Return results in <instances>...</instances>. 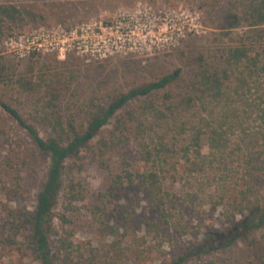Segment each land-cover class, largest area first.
I'll return each mask as SVG.
<instances>
[{"label": "trees", "instance_id": "16d2710c", "mask_svg": "<svg viewBox=\"0 0 264 264\" xmlns=\"http://www.w3.org/2000/svg\"><path fill=\"white\" fill-rule=\"evenodd\" d=\"M212 1L211 6L219 0ZM229 3L226 34L245 26L243 33L206 51L180 86H169L178 79L177 69L106 101H91L85 126L77 123L72 105L63 103V93L48 89L54 76L71 72L69 64H42L32 54L26 63L13 65L0 54V89L28 98L32 123L5 94H0V106L48 154L33 208L9 212V239L14 243L17 233H25L16 243L23 245L19 252L24 249L36 264H82L71 233L64 229L70 222L65 212L85 197L74 170L131 144L141 167L126 162L115 181L143 191L153 209L140 229L143 234L164 235L165 225L182 228L183 207L195 209L205 202L220 212L222 229L202 223L204 211H198L200 238L180 244L161 264H218L214 252L238 242L249 249L246 264H264V248L258 245L264 227V0ZM75 6L74 0H0V45L15 31L44 24L51 16L66 22ZM200 6L206 3L202 0ZM10 161H0V194L13 198L19 192L5 176L10 169L19 171ZM60 192L63 211L57 212ZM111 229L116 238L96 264L129 260L122 243L135 228L132 232L122 222Z\"/></svg>", "mask_w": 264, "mask_h": 264}, {"label": "rangeland", "instance_id": "374dc122", "mask_svg": "<svg viewBox=\"0 0 264 264\" xmlns=\"http://www.w3.org/2000/svg\"><path fill=\"white\" fill-rule=\"evenodd\" d=\"M201 1L74 0L76 6L71 8L66 22L59 21L62 17L51 16L44 24L26 25L2 41L0 54L13 65L26 63L32 54L42 64H69L71 72L54 76L48 89L63 93V103L72 105L77 123L85 126L91 101H106L177 69L178 79L169 86H180L206 51L228 43L230 37L246 30L243 26L234 34H226L231 13L229 0H219L213 6L212 0H203L205 7L200 6ZM9 90L0 89V94H5L7 101L32 123L28 98ZM1 128L0 161L9 157L18 169L16 173L9 168L10 163L5 164L10 169L5 178L11 177L19 193L13 198L0 194V264H36L24 249H17L23 246L16 243L24 240L25 233H17L13 243L7 227L12 209L33 208L43 185L48 154L0 106ZM126 162L141 167L131 144L107 153L102 160H86L81 170H74L84 186L85 197L74 204V210L65 212L70 222L64 229L71 233L75 254L82 264H96L103 259L111 240L116 238L111 227L122 222L135 228L130 230L134 234L125 238L128 242L122 243L128 247L126 264L166 263L180 244L200 238L199 212L204 211L202 223L223 228L219 209L204 202L195 209L183 207L179 214L182 228L165 225L164 235L143 234L140 229L154 212L143 191L115 181ZM54 211H63L61 192ZM259 233L262 237L258 245L264 248V227ZM248 251L245 242H238L214 252L212 259L218 264H246Z\"/></svg>", "mask_w": 264, "mask_h": 264}]
</instances>
